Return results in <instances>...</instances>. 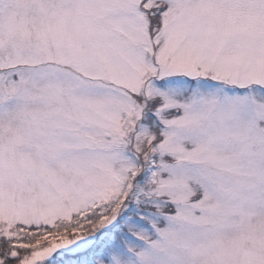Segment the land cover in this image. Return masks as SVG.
Listing matches in <instances>:
<instances>
[{
  "label": "snow or ice",
  "instance_id": "snow-or-ice-1",
  "mask_svg": "<svg viewBox=\"0 0 264 264\" xmlns=\"http://www.w3.org/2000/svg\"><path fill=\"white\" fill-rule=\"evenodd\" d=\"M0 264H264V0H0Z\"/></svg>",
  "mask_w": 264,
  "mask_h": 264
}]
</instances>
